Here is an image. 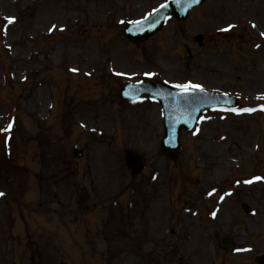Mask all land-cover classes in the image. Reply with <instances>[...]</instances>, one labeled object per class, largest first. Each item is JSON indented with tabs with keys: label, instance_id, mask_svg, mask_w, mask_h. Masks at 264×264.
<instances>
[{
	"label": "rangeland",
	"instance_id": "rangeland-1",
	"mask_svg": "<svg viewBox=\"0 0 264 264\" xmlns=\"http://www.w3.org/2000/svg\"><path fill=\"white\" fill-rule=\"evenodd\" d=\"M167 1L0 0V129L12 125L0 131V264H109L112 256L113 264H167L151 249L164 243L172 212L195 218L191 237L200 240L190 264H211L210 234L237 246L254 235L264 250V112H208L194 134L182 135L172 163L159 155L158 104L119 99L123 85L151 80L227 93L240 109L264 105V0H207L140 46L123 37L127 24ZM5 17L15 18L6 32ZM198 34L206 39L201 49ZM75 144L84 147L81 159ZM125 150L147 165L133 184ZM254 177L262 179L245 183ZM91 182L103 193L99 203L132 185L120 210L136 207L144 216L135 229L140 238L125 252L104 243L111 234L102 218L119 225L118 201L91 221L76 205ZM148 194L154 201L145 211L137 200ZM253 206L262 211L258 222L247 214ZM208 207L215 222L204 214Z\"/></svg>",
	"mask_w": 264,
	"mask_h": 264
},
{
	"label": "water",
	"instance_id": "water-1",
	"mask_svg": "<svg viewBox=\"0 0 264 264\" xmlns=\"http://www.w3.org/2000/svg\"><path fill=\"white\" fill-rule=\"evenodd\" d=\"M174 0L172 4L165 6L162 10L155 13L150 19L129 27L124 32L126 38L134 43H141L162 26L166 17H175L177 20H184L186 13L191 7H197L203 0L198 2H182ZM201 37H197L198 42ZM137 88V90H135ZM130 94L136 97H128L124 94V99H135L140 95H146L149 98L161 103L164 117L165 137L161 144V152L167 154L171 159L176 158L179 150V137L181 129L190 131L195 126L199 116L210 107L221 104L222 98L210 96L202 93L185 92L182 89L164 87L161 85H137L128 87ZM229 105L232 103L229 102ZM127 168L132 175H135L142 168L140 158L137 155L127 152L125 155ZM85 196H81L80 205L85 203Z\"/></svg>",
	"mask_w": 264,
	"mask_h": 264
},
{
	"label": "flooded vegetation",
	"instance_id": "flooded-vegetation-1",
	"mask_svg": "<svg viewBox=\"0 0 264 264\" xmlns=\"http://www.w3.org/2000/svg\"><path fill=\"white\" fill-rule=\"evenodd\" d=\"M96 208V206H95V204H93V210ZM121 209V208H120ZM119 209V210H120ZM92 210V211H93ZM89 212H91V211H89ZM94 218V213L93 212H91V214H90V217H89V219H90V221L92 220ZM122 219H123V217H122ZM90 223L91 222H89V226H90ZM119 223L121 224V210H120V212H119ZM174 232H173V230H171L170 231V234L172 235ZM206 241H208V242H206V244L208 245L209 243H212L213 242V247L214 246H216L215 248H216V251H217V254L215 255V256H211V264H216V262H217V260H218V258H220V255H221V253L223 252V253H229V252H234V249L232 248V246L231 247H227V246H219V245H217V244H215V241H213V240H206ZM204 244V243H203ZM202 244V245H203ZM252 252H251V254H252V256H251V259H250V264H253V257L255 256V255H257V254H260L261 252H260V250H254V249H252L251 250ZM195 254H197V252H195ZM236 264H248L244 259H242V260H240V259H237L236 261Z\"/></svg>",
	"mask_w": 264,
	"mask_h": 264
},
{
	"label": "snow or ice",
	"instance_id": "snow-or-ice-1",
	"mask_svg": "<svg viewBox=\"0 0 264 264\" xmlns=\"http://www.w3.org/2000/svg\"><path fill=\"white\" fill-rule=\"evenodd\" d=\"M194 2H198V0H194ZM162 7H164V5H162ZM6 20V26H5V32L7 31V25H10L12 23L15 22V18L14 17H5L4 18ZM255 26V25H254ZM231 27H234L232 25L229 26V28ZM224 30H227V29H224ZM262 35H264V33H262ZM75 71V69H74ZM146 75H151V74H146ZM176 87L178 88H181L182 90H184L185 92H188L189 90L191 89H199L201 91H203V88L202 86L200 85H192V84H188V85H176ZM262 109H264V105L261 106ZM233 111L239 113V112H251V111H254V109H251V108H246V109H233ZM11 128H12V125L11 123L8 125L7 128L5 129H0V131H4V132H10L11 131ZM256 180H260L262 179L261 177H255ZM248 183H251L252 181H247ZM0 195H3V193H0ZM211 195V193H210ZM215 215V214H213ZM242 251H250L249 249H243Z\"/></svg>",
	"mask_w": 264,
	"mask_h": 264
}]
</instances>
